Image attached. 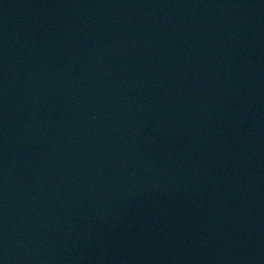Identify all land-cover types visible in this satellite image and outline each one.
I'll use <instances>...</instances> for the list:
<instances>
[{
    "label": "water",
    "instance_id": "1",
    "mask_svg": "<svg viewBox=\"0 0 264 264\" xmlns=\"http://www.w3.org/2000/svg\"><path fill=\"white\" fill-rule=\"evenodd\" d=\"M0 264H264V0H0Z\"/></svg>",
    "mask_w": 264,
    "mask_h": 264
}]
</instances>
